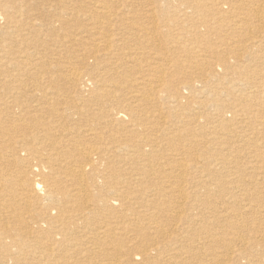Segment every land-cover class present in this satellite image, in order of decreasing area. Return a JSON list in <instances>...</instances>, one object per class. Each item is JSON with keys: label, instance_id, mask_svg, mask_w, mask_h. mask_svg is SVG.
<instances>
[{"label": "bare ground", "instance_id": "1", "mask_svg": "<svg viewBox=\"0 0 264 264\" xmlns=\"http://www.w3.org/2000/svg\"><path fill=\"white\" fill-rule=\"evenodd\" d=\"M245 156L264 0H0V264H264Z\"/></svg>", "mask_w": 264, "mask_h": 264}, {"label": "rangeland", "instance_id": "2", "mask_svg": "<svg viewBox=\"0 0 264 264\" xmlns=\"http://www.w3.org/2000/svg\"><path fill=\"white\" fill-rule=\"evenodd\" d=\"M84 23V22H83ZM224 36V35H223ZM223 40H225V41H229V43H231V41L230 40H228V38H225V39H223ZM232 40V39H231ZM224 41V42H225ZM224 47H225V45H223ZM230 56L232 57L233 56V54H230ZM202 56H200V57H197V58H195L196 60L197 59H199V60H201L202 58H201ZM234 59H232V61H233ZM242 61H245V63H247L246 62V59H244L243 58V60ZM193 70H194V68H193ZM223 74L224 75H226V76H223V77H227L224 81V83H226V85H228V86H231L232 85V83L231 82H229L230 81V79L232 78V74L231 73H229L228 71H226L225 69L223 70ZM231 74V75H230ZM231 76V77H230ZM232 80V79H231ZM227 82H229V83H227ZM198 98V97H197ZM191 106V108L193 107V109H191L190 108V114H193L195 111H199L198 109H199V107H197V104H195V103H193V104H190ZM195 106V107H194ZM197 109V110H196ZM193 112V113H192ZM229 113V116L228 117H230L231 118V113L230 112H228ZM207 132H210V130H208ZM218 142H220V143H218ZM218 142H216L215 144H217L218 143V145H215L214 144V149H217L218 150V152H221V153H223V152H227L226 151V149H225V147H226V145L224 146L222 143V140L220 141V139L218 140ZM222 142V143H221ZM217 147V148H216ZM219 147V148H218ZM221 148V149H220ZM222 150V151H221ZM235 154V153H234ZM245 154H248L247 152H245ZM244 159L242 160V162H244V164L243 165H240V167L241 168H243V169H239L238 168V166H231L230 168L229 167H223V169H221V168H219V169H217L218 170V173H217V170L215 171V169H216V167H214V163L213 162H211V164H210V168H213L214 170H212V172L214 171V173H217L216 175L217 176H215V177H218L220 174H221V176L223 177V181L226 179V180H231V179H233L234 177H233V173H234V171L236 170L235 168H237V170H238V172L237 171H235V174H234V176H238V174H241V173H239V172H241V171H239V170H242V174H246V175H244V176H246V177H248V179H251L252 180V178H253V180H252V184H257V186L254 184V185H252V187H254V189H256V187H257V190L259 189H261V191L262 192H260V193H258V194H262V195H264V179H263V177H264V175H263V173H262V169H253V170H249V168L251 169V168H253V165H254V163L251 161L252 159V157L250 156V160L248 159V156H247V158H246V156L245 157H243ZM246 161V162H245ZM248 161V162H247ZM211 165H213V166H211ZM247 165H249V166H247ZM234 167V168H233ZM228 168V169H227ZM235 169V170H234ZM249 170V171H246V170ZM227 170V171H226ZM245 170V171H244ZM256 170H257V172H256ZM243 171H244V173H243ZM261 172V173H258V172ZM221 172V173H220ZM225 172V173H224ZM229 173V175H228V173ZM251 172V174H249ZM252 172H253V174H252ZM206 173L208 174L207 176H205L206 175ZM232 173V174H231ZM237 173V174H236ZM255 173V174H254ZM204 174V175H203ZM212 173H208V172H204V173H201V176L200 177H202L203 178V180H206L207 178H208V181H210V180H212V177L211 176H213V175H211ZM251 175H252V178H251ZM262 175V176H261ZM229 176L231 177V178H229ZM261 176V177H260ZM205 177V178H204ZM207 177V178H206ZM211 177V178H210ZM220 177V176H219ZM228 177V178H227ZM255 177V178H254ZM259 178V179H258ZM254 179L255 180H257L256 182L254 181ZM231 183H229V185H230ZM259 187V188H258ZM263 188V189H262ZM253 189V188H252ZM224 250V249H223Z\"/></svg>", "mask_w": 264, "mask_h": 264}]
</instances>
